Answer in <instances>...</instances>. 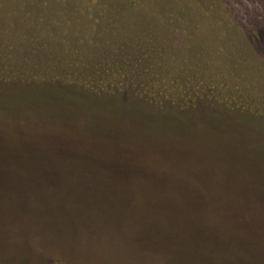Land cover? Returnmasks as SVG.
I'll return each instance as SVG.
<instances>
[{"label": "rangeland", "instance_id": "374dc122", "mask_svg": "<svg viewBox=\"0 0 264 264\" xmlns=\"http://www.w3.org/2000/svg\"><path fill=\"white\" fill-rule=\"evenodd\" d=\"M24 1L0 10V66L17 44L9 65L26 78L0 81V264H166L188 228L208 230L203 245L228 250L229 258L241 243H264V101L229 93L236 84L264 86V56L259 53L252 68L243 64L252 74L241 81L210 82L220 99L190 107L154 104L126 81L96 93L65 78H43L39 68L56 47L88 34L100 18H113L97 12L105 0H72L81 2L74 8L91 10L82 18H74L70 7L62 11L68 0H52L54 7L35 0L39 7L24 12L34 9L31 14L41 18H11ZM140 1L136 12L155 11L163 22L177 2L184 3L167 0L164 8V0ZM257 1L216 0L219 15L202 5L203 18L219 20L221 32L214 33L203 24L195 33L191 14L179 12L185 29L177 28L172 40L187 56L189 45L198 44L205 65L229 72L225 36H236V27L258 30L253 22L264 19V7ZM28 32L42 40L27 39ZM34 56L38 67L29 60ZM234 99H248L254 112L227 108ZM150 227L174 231L139 242L137 233ZM143 245L152 249L149 259L138 256Z\"/></svg>", "mask_w": 264, "mask_h": 264}, {"label": "trees", "instance_id": "16d2710c", "mask_svg": "<svg viewBox=\"0 0 264 264\" xmlns=\"http://www.w3.org/2000/svg\"><path fill=\"white\" fill-rule=\"evenodd\" d=\"M12 1L17 4L18 1L20 2V0ZM12 1L0 0V10L12 5L14 3ZM45 1L50 6L53 4L52 0ZM90 1L97 2L99 0ZM154 1L157 0H141L140 2L150 5ZM182 2L184 3L177 2L176 6H173L175 8L171 12L172 18L163 22V18H156L155 11L136 12L134 7H138L139 3L135 5V0H105L101 8L97 7L99 8L97 12L99 15L111 13L113 18H100L102 20L96 26L92 29L88 28V34L83 33L74 42H67L64 46L56 47L53 57L42 62L45 64L42 65L45 69L38 64L39 61L35 56L29 60L33 62L31 65L40 66V73L43 71L46 73V77L41 75L43 78L50 80L65 78L67 82L77 84L96 93L112 91L126 81L127 85L124 86L132 90L134 94L146 98L154 104L165 105L166 102H179L186 104L183 106L190 107L202 99L217 101L222 93L215 87L212 88L210 82L220 86V83H224L225 79H228L227 82L241 81L245 74H252V70L245 68L243 64L250 65L252 68L261 57L259 53L264 56L262 52L264 50V19H258L256 23L253 22L258 28L254 32H247L246 28L236 27V36L231 33L224 35L226 44L231 45V48L227 46L229 52L226 57L232 63L230 71L224 72L221 68L208 67L204 64V62L209 61L205 58V51H201L198 44L189 45V55L187 56V51L183 54L184 50L177 46L171 37L177 28H184L179 25L180 18L177 16L179 12L184 11L191 14L192 22L189 24L194 32L201 29L202 24L203 27L208 25L207 32L210 31L209 33H214L218 29L221 32L218 19L212 16L206 18L201 16L205 8L201 7L204 4L205 6L212 5V9L217 11L219 15L220 9L216 0H183ZM36 3L39 2L25 0L20 12L11 18H41L31 14L32 11H35L34 9L29 10L30 15L24 12L26 7H34L35 9L39 7ZM78 3L81 2L68 0L63 4L62 11L65 12L70 7L71 13L75 15L74 18H82V11L90 16L91 10L88 8L85 9L82 6L74 8ZM168 3L167 0H164L160 2V5L165 8ZM257 4L259 8H263L264 0H258ZM0 18H2L1 14ZM229 22L233 23V19L229 18ZM23 28L20 26L17 28L18 35L21 34ZM4 32L5 28L2 26L0 37L4 36ZM25 36L27 39H34L36 42L42 40V36H34L31 32ZM34 45L40 48L35 42L30 44L31 47ZM18 47L17 44H11L8 48L9 51L1 60L4 65L0 66V81L26 80L23 78L25 73L20 72L21 68L15 66L14 70V66L9 65L10 59L14 54H17L11 50ZM261 59L263 63L262 66L260 65V69L264 70V58L261 57ZM60 63L61 65H58ZM229 93H232L233 97L244 95L254 102L258 99L264 101V86L246 89L239 88L236 84ZM177 95L181 98H172ZM247 100L239 103L237 99H234L232 102H226V107L229 109L242 107L244 110L246 109L245 111L254 112V109L248 106ZM262 111L264 112V110ZM80 152L84 151L81 150ZM173 231L174 229L163 231L159 227H150L139 231L137 236L140 242L143 241L142 236L146 239L147 235L148 237L159 238L165 234L171 235ZM207 232L208 230L204 229H183V240L174 246L173 256L166 264H264V243H241L234 247L236 254L232 256L233 258H229L227 256L228 250L207 249L203 245L204 242L202 241L208 234ZM246 238H250V236L248 235ZM143 247L145 246L139 247L138 256L143 254L149 259L152 249ZM158 262L152 260L148 262L143 259L141 264H159Z\"/></svg>", "mask_w": 264, "mask_h": 264}]
</instances>
